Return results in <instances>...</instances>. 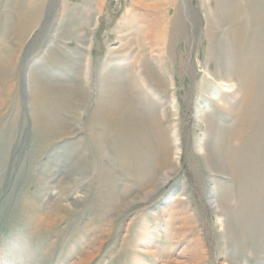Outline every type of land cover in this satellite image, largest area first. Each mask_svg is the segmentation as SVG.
I'll return each mask as SVG.
<instances>
[{
	"label": "rangeland",
	"instance_id": "1",
	"mask_svg": "<svg viewBox=\"0 0 264 264\" xmlns=\"http://www.w3.org/2000/svg\"><path fill=\"white\" fill-rule=\"evenodd\" d=\"M8 1L0 0V29L5 15L13 20L17 17L18 7H25L29 2L43 4L39 11L34 9L33 12L35 22L39 15L41 20L35 26L33 21L30 23L21 45L17 42L4 45L0 39V264H80L90 254L92 258L87 264H135L136 257L144 264H189L188 254L183 253L189 240L199 249L196 264H264V223L260 221L264 217V204H261L264 195L260 198L257 192L243 191V197L252 195L258 199H252L257 201L258 208L251 217L247 216V209L237 205L235 183L229 184L227 177L218 178L230 186L226 199L230 200L239 230L242 231L240 224L254 227L255 233L249 234V238L245 237V231L241 232L245 234L240 235L242 250L239 252L226 231L223 210L216 211L211 205L217 175L206 172L200 161L197 142L203 133L197 127L195 116L197 104L203 101H198L192 87L199 83L204 73L203 59L209 43L199 0H180V8L171 7L166 46L169 57L163 65L167 76L173 77L177 85V109L182 116L179 122L183 132L181 164L165 185L142 201L137 197L147 188L136 186L138 179L132 177L129 165L123 163L130 152L126 149L115 151L110 141L103 146L99 144L102 148L94 145L96 137L89 138L87 134L88 113L78 111L80 120L67 132L59 125L61 119L66 123L74 120L67 109L71 108L70 102L67 107L61 93L66 90L65 84L76 81L78 74L69 72L58 58L66 59L69 53L73 54L82 60L81 67L90 60L95 65L93 70L98 69L94 76L100 73L99 63L106 58L109 60V49L118 46L117 27L131 6L130 0ZM204 1L213 5L217 2ZM250 5L252 9L248 10ZM208 6L209 13L218 18L223 60L234 66L238 61L250 62L237 68L240 73L247 74L244 81L247 99L239 112L244 113L246 129L251 132L254 127L264 128V37L255 38L250 51L241 45L250 31L248 20L256 15L264 16V0H222L224 8L220 10ZM181 11L182 16L178 15ZM85 15L92 16V24L99 17L96 29L82 25ZM85 31L89 34L88 46L81 38ZM56 45L67 52L61 53ZM49 48L58 55L55 61H48L44 55ZM211 51L209 59H212ZM174 53L177 58L172 62ZM127 63L125 61L124 65ZM4 69L7 74H3ZM103 78L107 80V73ZM46 81L56 88L49 89L48 93L38 92L36 101L32 82H43L47 86ZM150 96L152 103L155 95L151 92ZM91 106L92 103L89 108ZM165 114L171 118L170 111ZM103 133L105 129H97L92 135L104 138ZM113 137L118 139L115 145L118 147L121 138ZM148 137L146 142L150 149L142 151L140 156L147 162L143 175L146 177L154 168L155 147L159 146L158 139ZM172 142L174 152L176 146ZM256 150L259 155L260 148L247 150V160L254 162L252 154ZM166 172L164 170L156 181ZM241 208L242 218L238 216ZM186 209L192 221L184 225L177 218L175 228L170 229L169 216L175 212V217L185 220ZM179 227L183 237L166 236L170 230L175 233L177 228L179 231Z\"/></svg>",
	"mask_w": 264,
	"mask_h": 264
},
{
	"label": "bare ground",
	"instance_id": "2",
	"mask_svg": "<svg viewBox=\"0 0 264 264\" xmlns=\"http://www.w3.org/2000/svg\"><path fill=\"white\" fill-rule=\"evenodd\" d=\"M129 2L131 6L128 7L127 14L124 15L120 25L117 27L119 32L118 46L109 49L108 57L110 59L108 58L109 60H106L107 58L105 57L106 59L101 64L99 63L100 73L97 75L94 76L98 72V69L96 71L93 70L95 65L88 60V57L87 63L86 58L84 61L86 63L85 67H81L79 65L82 64V60L77 59L73 54L70 56V53L69 58H58L55 57L58 55L53 53L55 50L49 48L44 51V55L47 56L48 61H55L57 58L60 59L59 61H62L63 64H66L65 67L70 69L69 72L75 73V75L78 74L76 81L74 80L65 84L64 88L66 90L61 93V99H64L66 104L68 103L67 107L70 102L71 108L68 107L67 109H69L70 117L72 116L74 120L66 123L61 119L59 120V125L67 132V129L71 128L74 122L80 120V116L77 115L78 111L84 110V112L88 113L86 119L88 126L87 134L89 138L96 137L93 141L94 145L96 144L97 147H100L99 144L103 146V144L110 141L112 147H115L113 148L115 151L126 149L130 152V155L123 160V163L125 162L124 164L129 165L128 172L132 174V177L138 179L136 186L147 188L141 197H137L138 200L142 201L156 193L157 190L166 184L170 178V174L175 172L178 166H180L183 156V132L180 128L181 123L179 122L181 119L179 116H182L179 113V109H177L178 97L177 90H175L177 85L173 77L167 76V72L163 67L166 63L165 58L169 57L166 50V46H168L167 41L169 40L168 29L171 23L170 18L172 19L169 12L171 7L175 10L180 8L181 4L180 0H130ZM199 2L201 3V7H203L204 18L207 24L206 33L209 48H206L203 59L204 73L199 83H195L196 85L192 87L198 101H203L206 104L204 106L203 103H198L196 106L195 118L196 122H198L197 127L203 133L200 141L197 142V148L199 149L200 161L205 171L217 175L214 179L215 185L212 188V208L216 211L223 210L226 219L224 220L226 231L230 234L231 240L233 238L236 249L239 248L240 252L242 250V248L240 249V235L243 236L245 234L241 232L245 231V237L249 238V234L255 233L254 227L251 224H240L242 231L239 230L238 222L235 221L230 209V200L226 199L230 186L224 183V181L218 180V178L220 176L227 177L229 184L232 182L235 183L236 193H238L236 195L238 196L237 205L244 206L247 209V216L251 217L256 208H258L257 201H253L252 199H258L252 195L243 197V191L247 193L257 192L261 195L260 198L264 195V155L262 154L264 152V128L254 127L251 132L248 131L246 129L247 121L244 119V113H239L247 99L244 91V81L247 80V74L245 71L240 73L237 68L245 67L250 62L238 61L236 66H234L231 62L224 61L222 58L223 48L221 41H219L217 29L218 18L216 14L209 13V10L206 9L207 4L209 8L214 7L213 10L224 8V6H221L222 0H217L214 5L210 1L199 0ZM29 3L28 5L25 4V7H18L16 9L18 10L16 13L17 17L14 20L7 16L8 14L2 19L0 39L4 42V45L12 42H17L18 45H21L25 37V32L29 30L30 23L33 21L35 26L41 20V16L39 15L35 22L33 12L34 9L39 11L43 2L40 5H32ZM21 5H24V3ZM27 6L29 7L27 8ZM9 7H12V4ZM183 8L187 10L185 5ZM250 9H252L251 5L248 7V10ZM102 11L103 8L101 7L100 14ZM183 14L181 11L178 15L182 16ZM84 17L82 25H86L89 29L94 26L96 29L99 17L95 24H92V16L85 15ZM219 19L222 21L220 16ZM14 21L15 24L13 25ZM248 22L251 23L250 31L246 38L242 40L241 45H244L250 51L254 39L259 36L261 38L264 37V16L256 15L253 19L248 20ZM88 35L87 31H85L81 36V38H84L83 43L85 45L88 43L86 42ZM248 39L249 43L247 44L246 41ZM136 45L137 47H135ZM173 45L175 47V43ZM58 46L56 45L55 48L61 53L66 51L62 46ZM156 48H159L157 49L159 52L156 51ZM86 50L88 51V49ZM234 50L236 51L237 49L235 48ZM210 51L212 59H209ZM176 58L177 55L174 53L171 58L172 62H175ZM125 61H128V63L124 65ZM156 61L161 63V65ZM15 66L16 60H14L13 68ZM2 71L3 74H7L6 69ZM104 73H107V80L103 78ZM35 76H37V72ZM40 78L44 79L42 74H40ZM73 79H75V76ZM121 79L122 81H120ZM46 84L48 87L43 85V82L41 84L32 82L36 101L38 100L36 97L38 92L48 93L50 91L49 89L56 88L50 82L46 81ZM151 92L155 95L152 103L149 102L150 97L152 98L150 96ZM91 103L92 106L89 108ZM165 111H170V119L166 116ZM39 113H42V111ZM52 120L49 121L51 122ZM225 121L229 122V124H225ZM49 127L51 129L52 125H49ZM97 129H105V134L103 133L105 139L98 137L96 134L94 136L92 135L94 130ZM109 134L111 135L109 136ZM112 135L121 138L118 147L115 146L118 139ZM149 135L150 137L154 136L156 140L158 139L159 146L158 148L155 147L156 163L154 168L150 172V175L146 177L143 175L147 167V162L140 156L142 151H149L150 149L148 146L149 143L146 142ZM172 141H174L176 146L174 152L172 150ZM258 148L261 149V153L258 155V150L253 152L252 157L255 158L253 159L254 162H252V159L247 160V150H255ZM172 154L175 157H172ZM152 166L153 163L151 161ZM164 170L167 171L165 175L156 181L162 172L164 173ZM126 179L133 180L130 177H126ZM146 179L148 180L145 181ZM261 204H264V196L261 199ZM187 211L188 209H186V215ZM238 213V216L242 218L244 213L242 208ZM177 218L178 222L184 225L192 221L191 216L187 215L186 219L183 220L179 216L175 217L174 212L169 216L167 223L170 229L175 228ZM260 221L264 223V217ZM182 234L179 227V231L177 228L175 233L170 230L166 236L174 235L181 237ZM143 241L142 245H145ZM198 251L199 249L194 245V241L189 240L186 249L183 250V253L189 256V264L198 263L199 260H197L198 257L196 255ZM148 254H152V252L148 251ZM91 258L92 254L87 255V257L81 260L80 264H87ZM136 259L135 264H144L141 258L136 257Z\"/></svg>",
	"mask_w": 264,
	"mask_h": 264
}]
</instances>
